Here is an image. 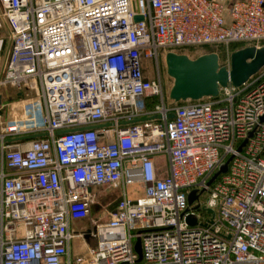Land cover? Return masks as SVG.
<instances>
[{
  "label": "built area",
  "instance_id": "built-area-1",
  "mask_svg": "<svg viewBox=\"0 0 264 264\" xmlns=\"http://www.w3.org/2000/svg\"><path fill=\"white\" fill-rule=\"evenodd\" d=\"M0 7L12 40L0 88L31 93L23 117L0 126V264H264V66L181 101L160 75L168 52L262 46L264 0ZM32 134L44 135L8 141ZM99 188H119L117 204L73 226L91 217Z\"/></svg>",
  "mask_w": 264,
  "mask_h": 264
},
{
  "label": "water",
  "instance_id": "water-1",
  "mask_svg": "<svg viewBox=\"0 0 264 264\" xmlns=\"http://www.w3.org/2000/svg\"><path fill=\"white\" fill-rule=\"evenodd\" d=\"M136 20L143 19V16H136ZM166 64L168 74L174 79L170 89V98L175 101L186 99H200L205 96H216L220 92L221 86L232 83L240 86L245 83L252 75L256 74L264 66V45H250L235 50L231 54L230 67L221 65L219 55L215 52L206 53L191 58L187 54L168 52L166 54ZM173 117V114H170ZM137 119L138 120H144ZM59 134L63 131L58 132ZM44 134H32L16 138H9L8 141L32 139ZM228 163L210 179L212 183L217 176L226 172ZM196 192L190 194V202L196 198ZM210 212L213 213L212 210ZM190 221V220H189ZM135 249L139 253L141 260L142 248L140 239L135 244Z\"/></svg>",
  "mask_w": 264,
  "mask_h": 264
},
{
  "label": "rangeland",
  "instance_id": "rangeland-1",
  "mask_svg": "<svg viewBox=\"0 0 264 264\" xmlns=\"http://www.w3.org/2000/svg\"><path fill=\"white\" fill-rule=\"evenodd\" d=\"M252 44L250 43H238L235 44L231 47V51L234 52L237 49L246 47V46H250ZM262 46L264 44H261ZM215 49V48H214ZM213 50V48H206V47H197V48H191V49H187V50H182L183 52H185L184 54L189 55L191 58H197L200 55L206 54V53H210ZM219 50V55H220V62L221 63H227L228 60H231V56L230 54H227L226 51L223 48H218ZM145 66L147 68V72L149 74H151V77H154V75H156V72H154V64L152 62V60L148 59L145 60ZM160 75L161 78L164 82V85L167 89H171L174 79L168 74L167 71V64H166V58L161 60V64H160ZM163 157H161V155L158 156V164H159V168L162 171H165V161H162ZM164 159V158H163ZM129 193L131 194L132 198H136L139 196H142L144 191L142 189L141 185H130L128 188ZM120 195V190L119 188H116L114 190L108 191L104 188H99L98 189V200L95 201V203H93L92 206V215L90 218L84 219V220H79L77 223L74 222L73 226L75 227H86L88 225H90L93 220L95 218H97L99 216L100 211L102 210V207L100 205H103V207L107 208V209H112L118 202V198ZM205 197H207V194L204 193L202 195V198L204 199ZM78 224V226H77ZM76 247L80 245L79 240H77L75 242ZM96 240H91L89 241V244L91 246H95L96 245Z\"/></svg>",
  "mask_w": 264,
  "mask_h": 264
},
{
  "label": "crops",
  "instance_id": "crops-1",
  "mask_svg": "<svg viewBox=\"0 0 264 264\" xmlns=\"http://www.w3.org/2000/svg\"><path fill=\"white\" fill-rule=\"evenodd\" d=\"M1 11V7H0ZM12 40L10 29L5 18L0 15V71L3 75L6 62L8 61ZM31 99V93L26 90H18L12 86H3L0 88V126L10 119L23 117L24 107ZM162 161H165V171L160 170L161 175H168L167 156L161 155ZM160 169V168H159Z\"/></svg>",
  "mask_w": 264,
  "mask_h": 264
}]
</instances>
